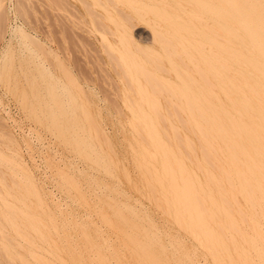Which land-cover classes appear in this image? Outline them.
<instances>
[{
    "label": "bare ground",
    "instance_id": "obj_1",
    "mask_svg": "<svg viewBox=\"0 0 264 264\" xmlns=\"http://www.w3.org/2000/svg\"><path fill=\"white\" fill-rule=\"evenodd\" d=\"M163 1L160 17L157 5L110 2L133 22L108 15L122 48L136 45L138 20L177 59L169 66L178 82L159 84V69L130 47L126 61L117 52L131 78L116 61L127 83L124 118L95 117L69 91L66 101L70 89L52 82L26 42L25 60L17 54L23 86L14 57L3 61L4 86L40 148L24 141L30 166L0 130V264H264V0ZM150 15L164 24L147 22ZM16 27L10 34L27 41Z\"/></svg>",
    "mask_w": 264,
    "mask_h": 264
},
{
    "label": "rangeland",
    "instance_id": "obj_2",
    "mask_svg": "<svg viewBox=\"0 0 264 264\" xmlns=\"http://www.w3.org/2000/svg\"><path fill=\"white\" fill-rule=\"evenodd\" d=\"M0 1L3 4L1 5L0 8V78L1 80H3L5 76V73L2 70L3 61H5L6 58L7 61H9V57H8L9 55L11 56L12 59L14 57L13 59L14 69L15 68L17 69L15 70L17 71V76L19 77L18 84L21 85L22 82L21 86L24 85L25 82L23 83L24 79H21L22 76H20L19 70L22 68L20 61L24 62L25 60L24 54H26V52H23L22 49L23 47H21L20 45H23L25 44L24 42H26L27 45L31 47L30 49L33 48L34 51H37L38 54H40L39 55L40 62L45 65V68L48 70L49 73L51 72L50 73L51 78L53 76L52 82L58 84L60 90H62L63 87L65 88L68 87L70 90H66V93L64 92V90L62 91L64 92V94H67L68 91L71 93V95L73 93L74 98L76 97L75 99H77L76 101L74 100L75 102L81 104L80 100L82 99L81 101H84L82 103L84 104L89 103V106H91L90 109L91 110L95 109V111H97V113H95L93 116L102 117L103 119H107L106 121H109L110 119L112 120L114 118L126 117L124 113H121L122 110L120 108H122L123 106V94H124L123 90L127 84L126 81L131 82L130 75L126 67L124 66L125 61L127 60L124 57L125 54L128 53L126 47L129 48L130 46H128L126 44V41H124V45L126 46L125 48L123 47L124 48L123 49L121 47L123 42L120 44L121 40L119 41V38H117L116 32L117 29L119 30L118 25L121 26L124 25L123 23H125L127 27L131 28L130 25H132L133 22L132 20H131L132 23L126 21L125 18L123 19L121 17L122 14L119 15V11L118 13L114 11L118 7L120 11L121 9L124 10L125 12L124 14L126 13L129 14V12L127 11L128 5L125 3V1L124 2L122 1V5H121L120 3L117 4L120 0H118V2H116L115 0L116 3H113L114 0H112V2L109 0L111 3H113V5L117 4V7H115V9H111L112 4L108 0L107 3L105 0H103V2L101 0L103 4H106V6L104 5L105 10L108 11L110 10L111 14H109V12L108 14L104 12L102 6H100L101 8L95 7L92 0H18V2L16 0H0ZM88 1L91 5L94 6L88 5ZM136 1H143L142 4L144 3L145 5L146 3V5L147 4L152 5L155 8L157 5V8L158 7L159 8L156 9L158 11L160 10V13H158V15L159 14L161 15L162 13L161 11L165 7L163 5L165 4L163 0H160V3L159 0L158 1L156 0L157 2L155 0H150V1L136 0ZM158 3L161 4V7L163 5L162 10ZM108 15L111 16L113 19H115L116 20L115 22H118L117 23L118 25H116L118 28L113 24L114 20L112 21L113 23L111 22L110 20L111 17L109 19ZM123 16H126V18L128 19L127 14ZM147 17L148 18H145L146 21L147 19L149 20V22L156 21V24L159 23L158 24L159 26L164 24L163 19L162 18L159 19L158 16L150 15ZM151 19H153V21H151ZM133 21L135 22L136 27L132 29V33L134 36L133 39L135 40V43L132 41L134 43L132 44L133 45L140 44L139 46L138 45L137 46L143 47L142 49L144 51L142 53L146 52L147 49H151V51L147 50V55L145 54L146 56L143 54L144 57L148 59L147 60L142 56V53L140 52L142 51V49L136 47V45L133 47V49L130 47L129 50L137 53V56L140 55V58H142L146 62L148 70L157 71L159 69V71H157V74L158 73L160 74L158 76L156 74L157 78L152 77L153 79L156 78V80L158 79L157 80L158 82L159 81L161 82V80L159 79L165 77V78H169L170 80L178 82L176 79L177 77H175L176 74H174L175 72L171 68L173 67L172 65H174V63L177 62V59L176 58L174 59L173 57L170 58L168 56L167 58L166 57L167 53H165V50L166 52L169 50L170 52H172L171 51L172 46L169 45V47L171 46L170 48L168 47L169 50L168 49L164 50V48L162 47H164L165 45L164 46L161 45L162 42L157 41L156 43L154 42V40L152 42L153 39L152 32L145 24H140L138 20L137 22L135 20ZM15 24L17 25V27L21 26L20 30H22V32H26L29 35L27 41L26 38L24 37V34L21 33V31L20 32L16 31L13 35L10 34V31L11 29L12 30L14 29ZM104 25L108 26L111 29V31L116 35V37H114L115 35L112 33V35L114 36L113 38H111V36L109 35L111 32L108 27H107L108 28L107 32H104L105 31L103 29L105 27ZM96 30L97 32L99 31L100 33L104 32V34L107 36L108 41H105L104 39L102 40L99 34L95 32ZM101 41H103V43L105 42L104 43L105 45L104 44L102 45ZM172 42L175 43L174 41ZM128 44L131 45V43L129 42ZM111 46L112 48L110 49ZM19 47H21V51ZM115 48H117L118 50L117 51L114 50ZM18 49H19L18 52H21V54L17 52ZM134 49L135 50L138 49L140 51L138 52V50L135 51ZM152 49H154L155 52L157 51V53L159 52L158 54L160 58L155 53H154L155 55L153 54L154 51L152 52ZM162 49L164 50V53ZM119 50H121L122 53ZM123 50H125V52ZM12 52L13 53L15 52L13 56L11 54ZM117 52L123 56L121 59H125L124 62L121 61V59L119 58L120 54H118ZM113 53L116 55L117 58H115V55ZM17 54L21 55V57L24 58V60L20 59L19 58L20 56L17 57ZM129 54L130 52L127 55ZM150 54L154 55L155 57L157 56L159 61L158 60L156 61V58H154ZM148 56H150L149 58L154 60V62L156 61L155 64L160 62L159 65L161 64L160 66L162 67L155 68L159 65L157 66L155 64L153 65V63L151 62L152 60H150ZM17 58H19V63L16 61L18 60ZM170 60L171 63H169ZM116 61L117 62L120 61L121 65L118 64V66L120 67L122 66V68L125 69L122 70L121 68L122 73H124V71L127 72L124 73V76L128 75V77L126 76L128 80L125 81L121 73V70L116 65ZM148 62L149 63L151 62L150 66ZM114 65L116 66V69H114L115 68ZM163 66H164L163 70L165 73L161 71ZM165 68L169 70L168 74L170 72V75L166 73L167 69ZM14 69L13 71L16 72ZM116 70L118 71L120 76L117 75L118 73ZM157 81L155 82V84L157 83ZM3 82L4 80L2 81V83L0 82V130L1 131L3 130L4 132L1 133L8 136L7 132L9 131L11 132L13 137L16 138V142L20 143L21 145V149L23 151L26 163L30 166H33L31 164L30 158L27 155V152H25V149L27 148L24 147L26 146L24 141L29 140L33 144L34 148H36V151H38L40 147L35 138L36 137L35 133L37 132H34L32 131V129H29V127L32 126V123L27 120V117L25 118L26 115L24 114V112L20 111L22 109L18 107L19 106V104L17 103L18 101H16V98L11 95L12 93H10L9 91L7 93L6 87L4 86ZM130 82L129 84H132L130 86L131 87L133 86L134 88L133 83ZM151 83L154 84V82ZM62 91L60 92L62 93ZM118 91L120 96L118 95ZM69 95L67 94V97H65L66 101L67 100L70 101L71 97H69ZM68 97L70 99H68ZM163 99L164 100L162 101V97H161L160 100L162 102H165L164 97ZM114 109L116 110L117 113L114 112ZM118 111H120V114ZM29 124L31 125L29 126ZM9 137L12 138V136ZM36 153L34 155L35 157H37ZM36 175L38 179L41 178L42 181L45 180V177L43 176V172L42 173L36 172ZM47 187L50 190L53 189V186L50 183H47ZM56 195L58 197L57 193Z\"/></svg>",
    "mask_w": 264,
    "mask_h": 264
}]
</instances>
